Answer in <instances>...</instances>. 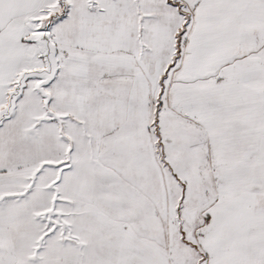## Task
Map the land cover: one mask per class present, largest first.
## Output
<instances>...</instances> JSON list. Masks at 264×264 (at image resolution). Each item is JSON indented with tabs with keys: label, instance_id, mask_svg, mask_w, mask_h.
Returning a JSON list of instances; mask_svg holds the SVG:
<instances>
[{
	"label": "snow or ice",
	"instance_id": "obj_1",
	"mask_svg": "<svg viewBox=\"0 0 264 264\" xmlns=\"http://www.w3.org/2000/svg\"><path fill=\"white\" fill-rule=\"evenodd\" d=\"M0 264H264V0H0Z\"/></svg>",
	"mask_w": 264,
	"mask_h": 264
}]
</instances>
